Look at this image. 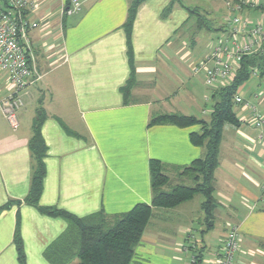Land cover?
I'll list each match as a JSON object with an SVG mask.
<instances>
[{
    "label": "crops",
    "instance_id": "0c3cea01",
    "mask_svg": "<svg viewBox=\"0 0 264 264\" xmlns=\"http://www.w3.org/2000/svg\"><path fill=\"white\" fill-rule=\"evenodd\" d=\"M33 1L36 8L26 16L39 23L28 35L37 75L20 93L19 127L0 115V264H19L18 215L27 264H50L43 253L68 228L25 201L36 122L47 146L41 207L79 218L152 207L153 161L163 165L168 190L192 186L183 169L205 155L191 141L199 126L152 120L181 114L209 121L213 92L203 93L205 76L196 67L229 34L231 17L240 15L245 31L264 21V0H210L206 10L194 7L195 0H145L131 28L130 56L126 29L134 0H79L80 11L71 15L65 10L72 0ZM12 89L0 70V100ZM238 108L241 126L226 125L220 143L213 227L200 194L175 208L153 207L130 264H219L233 227L243 238L235 264H264V144L249 126L248 110Z\"/></svg>",
    "mask_w": 264,
    "mask_h": 264
},
{
    "label": "trees",
    "instance_id": "16d2710c",
    "mask_svg": "<svg viewBox=\"0 0 264 264\" xmlns=\"http://www.w3.org/2000/svg\"><path fill=\"white\" fill-rule=\"evenodd\" d=\"M145 0H134L129 9L127 36L129 54L131 56V28L138 7ZM201 24L207 27L205 21ZM264 78V39L262 50L243 58L234 77L228 85L214 89L209 121L193 116L171 114L156 117L151 124H172L181 128L199 126L200 131L191 134V141L205 148L203 158L195 160L183 169L184 174L191 177L192 186L177 185L171 189L168 177L164 174L163 165L152 162L153 205L152 207L137 205L129 213L108 217L97 213L85 218L76 217L55 208L41 207L39 200L43 192L46 176L44 159L47 146L42 136V122H36L29 147L35 158L31 189L25 199L26 203L37 208L42 214L58 217L68 224L67 230L51 243L44 251V258L50 264H130L135 247L140 243L145 227L152 217V208H175L192 199L196 194L204 198L203 211L208 229L213 227V208L215 207L214 172L219 164V149L224 127L241 126L240 117L235 112L234 98L239 89L252 76ZM14 243L17 248L19 264H27L24 243L20 233V216L18 215Z\"/></svg>",
    "mask_w": 264,
    "mask_h": 264
},
{
    "label": "built area",
    "instance_id": "2783aa9c",
    "mask_svg": "<svg viewBox=\"0 0 264 264\" xmlns=\"http://www.w3.org/2000/svg\"><path fill=\"white\" fill-rule=\"evenodd\" d=\"M242 4L237 6L241 9ZM33 0H0V70L5 72L12 91L0 100V115H3L13 128L19 127L17 111L23 102L20 93L33 83L35 67L30 62L29 32L39 27V23L29 20L28 10H34ZM79 0L65 10L66 15L80 11ZM246 21L240 15L228 21L229 34L220 39L210 53L207 62L196 67L195 73H204L207 87L216 89L228 85L234 77L244 57L262 50L264 39V21H259L245 31ZM37 75V74H36ZM256 75V73H255ZM236 106L244 107L250 113L252 126L258 132V139L264 144V116L250 101L237 94ZM241 232L231 228L225 238L219 264H235L240 251Z\"/></svg>",
    "mask_w": 264,
    "mask_h": 264
},
{
    "label": "rangeland",
    "instance_id": "374dc122",
    "mask_svg": "<svg viewBox=\"0 0 264 264\" xmlns=\"http://www.w3.org/2000/svg\"><path fill=\"white\" fill-rule=\"evenodd\" d=\"M194 1V0H193ZM197 2V5H195L194 7H200L206 10L207 6L211 3L210 0H195ZM218 4L224 5V1L223 0H218L217 1ZM228 14V13H227ZM224 15L225 16L227 15ZM231 15H228L226 17V19H224V23L227 22L228 18H230ZM212 34V33H211ZM207 34L203 33L202 36L206 37ZM202 91L203 93L206 92V94L210 95L209 98L212 95V92L214 91V89L209 88L207 86L202 87ZM239 95H242L245 97L246 100L250 101L252 104H254L258 110L263 114L264 116V103H261L260 99L263 98L264 99V78H261L259 75H254L250 78L249 81H247L238 91ZM215 103V100H210V102L207 104V108L208 111L212 110V106ZM235 112L242 117L241 113H240V109L238 107H235ZM198 117H201V113L197 112L196 113ZM208 118V117H206ZM248 124V123H247ZM249 126H252V120L249 121ZM200 197V196H198ZM201 198V197H200ZM243 238L241 235V243H240V250L242 248L241 245H243ZM78 261L75 260L73 261L72 264L77 263Z\"/></svg>",
    "mask_w": 264,
    "mask_h": 264
}]
</instances>
